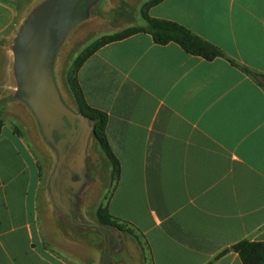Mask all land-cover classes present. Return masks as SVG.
<instances>
[{
    "label": "crops",
    "instance_id": "crops-1",
    "mask_svg": "<svg viewBox=\"0 0 264 264\" xmlns=\"http://www.w3.org/2000/svg\"><path fill=\"white\" fill-rule=\"evenodd\" d=\"M148 14L185 27L224 58L208 62L139 34L80 68L84 99L107 114L120 164L109 214L138 232L152 264H243L232 248L264 243V86L242 70L264 83V0H166ZM40 186L30 141L4 125L0 264H117L70 263L46 243Z\"/></svg>",
    "mask_w": 264,
    "mask_h": 264
},
{
    "label": "rangeland",
    "instance_id": "rangeland-1",
    "mask_svg": "<svg viewBox=\"0 0 264 264\" xmlns=\"http://www.w3.org/2000/svg\"><path fill=\"white\" fill-rule=\"evenodd\" d=\"M45 1L0 0V124L7 126V132L13 128L24 134L38 161L41 234L54 249L65 250L70 263L96 259V263L152 264L150 251L136 230L121 221L125 229L121 233L97 219L99 208L108 206L117 173L101 152L93 124L80 128L78 121L65 117L41 124L21 98L15 74L17 37ZM149 1L94 0L91 5L84 2L79 6L77 12L86 20L68 34L52 69L58 97L66 110L81 116L69 83L70 78L76 79L77 58L103 36L142 26V11ZM75 142L68 161L60 166L62 156Z\"/></svg>",
    "mask_w": 264,
    "mask_h": 264
},
{
    "label": "water",
    "instance_id": "water-1",
    "mask_svg": "<svg viewBox=\"0 0 264 264\" xmlns=\"http://www.w3.org/2000/svg\"><path fill=\"white\" fill-rule=\"evenodd\" d=\"M84 2L88 6L94 0L45 1L29 17L17 37L15 74L20 95L41 124L50 120L56 121L60 117L78 121L80 128H85L90 123L62 106L52 77L55 57L68 34L86 20L77 12ZM83 143L80 144L81 156L84 155L85 149ZM75 144L77 143L71 144L69 152L66 151L62 156L60 166L68 161L69 153H72Z\"/></svg>",
    "mask_w": 264,
    "mask_h": 264
},
{
    "label": "trees",
    "instance_id": "trees-1",
    "mask_svg": "<svg viewBox=\"0 0 264 264\" xmlns=\"http://www.w3.org/2000/svg\"><path fill=\"white\" fill-rule=\"evenodd\" d=\"M166 0H151L145 4L142 11V19L145 22V26H138L129 28L121 33L113 35H106L94 42L89 48H87L75 61L74 75L76 79L72 81L69 79L70 87L73 92L74 98L77 102L79 113L82 117L87 119L93 124V135L99 144L101 152L112 164L114 171L117 173V178L120 173V164L114 157L110 145L108 143L106 128L108 123V116L105 113L90 108L82 93L78 82V72L84 63L96 54L103 47L126 40L132 36L139 34L150 35L155 44L160 46H166L169 44H176L182 48L187 54L195 57H200L208 62H212L218 58H224V54L216 46L206 42L205 40L195 36L185 27L166 20H158L151 18L148 14L149 10L158 6ZM234 67H239L233 62H230ZM242 70L249 76H251L258 84L259 75L250 71L247 68ZM3 125L0 124V135ZM97 219L101 225L118 230L121 233L125 232L121 221L114 219L108 211V207H100L97 212ZM232 251L236 253L243 264H264V243H256L243 241L232 248ZM228 251H225L222 255H225Z\"/></svg>",
    "mask_w": 264,
    "mask_h": 264
}]
</instances>
